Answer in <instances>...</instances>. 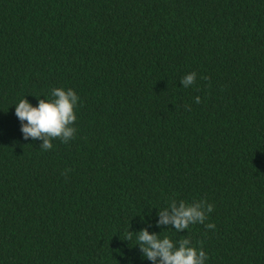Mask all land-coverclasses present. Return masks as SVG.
<instances>
[{
    "label": "trees",
    "instance_id": "trees-1",
    "mask_svg": "<svg viewBox=\"0 0 264 264\" xmlns=\"http://www.w3.org/2000/svg\"><path fill=\"white\" fill-rule=\"evenodd\" d=\"M54 88L77 131L43 151L15 104ZM172 199L215 229L157 227ZM145 227L264 264V0H0V264H152Z\"/></svg>",
    "mask_w": 264,
    "mask_h": 264
},
{
    "label": "clouds",
    "instance_id": "clouds-1",
    "mask_svg": "<svg viewBox=\"0 0 264 264\" xmlns=\"http://www.w3.org/2000/svg\"><path fill=\"white\" fill-rule=\"evenodd\" d=\"M197 74L191 72L183 76L180 83L184 88H189L196 83ZM207 79V77H201ZM51 99H38L37 106H33L26 98L15 104V115L21 122L20 131L23 138L28 140H41L40 149L49 151L53 148V140L59 139L67 144L75 138L77 129L73 126L77 120L75 109L78 106L77 93L69 88H54L51 91ZM195 103H201L199 96L195 97ZM188 107V106H186ZM62 173V175H65ZM214 205L204 199L191 203L184 200L172 199L168 206L159 210L157 227L169 226L180 233L189 229L191 225L201 224L208 230H214V223H205L208 214L213 212ZM132 231L127 232L124 240L131 241ZM136 234V245L143 258L152 264H205L208 254L202 247L192 246L189 238L173 241L168 236L161 238L160 233H150L147 227Z\"/></svg>",
    "mask_w": 264,
    "mask_h": 264
}]
</instances>
